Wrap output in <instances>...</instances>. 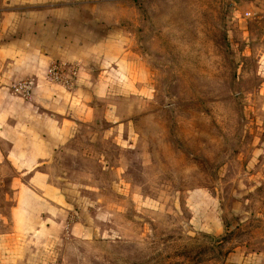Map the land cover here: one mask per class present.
<instances>
[{
    "label": "rangeland",
    "instance_id": "rangeland-1",
    "mask_svg": "<svg viewBox=\"0 0 264 264\" xmlns=\"http://www.w3.org/2000/svg\"><path fill=\"white\" fill-rule=\"evenodd\" d=\"M251 1L264 6L113 0L86 20L128 38L148 95L108 97L122 125L99 116L56 151L49 179L68 204L53 230L13 224L18 180L0 162V264H264V21L238 16ZM47 78L72 91L78 77ZM24 80L29 101L32 77L10 89Z\"/></svg>",
    "mask_w": 264,
    "mask_h": 264
},
{
    "label": "crops",
    "instance_id": "crops-1",
    "mask_svg": "<svg viewBox=\"0 0 264 264\" xmlns=\"http://www.w3.org/2000/svg\"><path fill=\"white\" fill-rule=\"evenodd\" d=\"M111 1L0 0V162L7 163L18 180L10 219L20 229L45 224L53 230L65 220V194L49 179L56 151L81 125L93 126L100 117L122 125L108 97L148 95L145 64L128 38L98 36L87 23L98 20V8ZM249 4L250 10L238 16L264 21V6ZM54 60L77 65L72 91L46 80ZM258 64L264 75V50ZM28 76L36 87L25 101L10 84ZM201 194L189 192L190 203ZM201 225L212 233L221 230L207 220Z\"/></svg>",
    "mask_w": 264,
    "mask_h": 264
},
{
    "label": "built area",
    "instance_id": "built-area-1",
    "mask_svg": "<svg viewBox=\"0 0 264 264\" xmlns=\"http://www.w3.org/2000/svg\"><path fill=\"white\" fill-rule=\"evenodd\" d=\"M47 77L51 81L61 83L63 86H70L77 77L76 66L67 62H52L47 69ZM31 81L24 80L12 85L15 93L21 94L23 98H28L31 93Z\"/></svg>",
    "mask_w": 264,
    "mask_h": 264
}]
</instances>
